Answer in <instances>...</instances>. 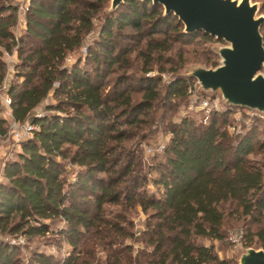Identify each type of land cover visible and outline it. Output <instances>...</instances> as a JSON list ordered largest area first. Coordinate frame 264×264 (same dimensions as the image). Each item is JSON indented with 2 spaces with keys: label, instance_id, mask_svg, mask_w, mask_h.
Masks as SVG:
<instances>
[{
  "label": "trees",
  "instance_id": "obj_1",
  "mask_svg": "<svg viewBox=\"0 0 264 264\" xmlns=\"http://www.w3.org/2000/svg\"><path fill=\"white\" fill-rule=\"evenodd\" d=\"M107 1L30 0L27 34L20 38L11 30L17 20L16 5L0 0V85L6 73L3 52H12L15 45L21 59L18 74L23 76L22 82L7 90L13 117L27 119L51 91L57 99L46 106L51 112L33 118L38 128L21 142L16 158L2 165L0 264H20L19 238L31 240L48 233L62 235L71 251L62 258L34 251L37 264H89V258L95 257V244L107 247L106 264H135L129 244L116 247L119 238L133 234L126 226L130 224L126 211L135 206L153 211L145 228L153 245L147 264H231L194 237L222 238L226 216L222 205L229 203L261 223L255 230L248 228L246 245H263L264 116L255 114L259 123L235 135L226 127L234 108L214 110L213 118L204 123L183 116L170 128L161 152L150 158L155 161L158 153L163 156L155 164L148 162L147 168L158 171L149 175L137 152L148 136L144 128L158 119L154 111L159 106L160 77L144 74L150 69L146 65L153 59L151 53L166 51L175 42L192 41L198 34L211 36L202 31L183 32L176 16L163 15L162 6L151 0H124L105 16L95 40L103 47L107 70L119 60L111 47L115 27L127 25L148 36H163L147 42L144 73L136 81L128 82L129 75L122 72L105 90L98 65L91 72L79 62L68 68L63 61L82 45ZM94 49L88 47V56L97 59ZM205 58L210 65L216 63L208 53ZM191 79L179 75L171 79L165 86L167 100L184 98ZM135 84L142 91L139 100L129 90ZM4 123L0 120V135L5 132ZM254 151L261 159L249 157ZM65 160L81 166L74 180L64 174ZM149 183L156 189L147 188ZM107 203L118 204L120 211L106 216ZM55 220L65 225L54 232L51 223ZM84 232L89 236L80 247Z\"/></svg>",
  "mask_w": 264,
  "mask_h": 264
},
{
  "label": "rangeland",
  "instance_id": "obj_2",
  "mask_svg": "<svg viewBox=\"0 0 264 264\" xmlns=\"http://www.w3.org/2000/svg\"><path fill=\"white\" fill-rule=\"evenodd\" d=\"M258 2L260 7L259 13L264 14V0H252ZM17 7L16 11V22L11 27L14 35L16 37H24L27 33L26 25V11L29 5L30 0H7ZM110 0L106 2V5L99 10L93 19V29L83 37L82 45L75 51L68 53L67 57L63 61V66L70 68L73 64H78L80 66L86 67L91 72L94 71L95 66H99L100 71L103 73L102 80L104 82L105 90H110L112 82L115 80V77L125 72L129 76L127 78L129 81H136V77L144 71L142 67L145 63V58L148 52L146 47L147 42L153 37H162L163 34H155L153 36H148L142 31H138L135 28H131L127 25L123 27H115L113 30L112 37V49L113 54L118 55L119 60L111 64V69L107 70L108 65L106 62V55L103 54V47L95 42L98 40L100 29L104 22L105 16L109 13ZM163 9V8H162ZM264 27V23L262 25ZM262 27V28H263ZM179 29H183V25H178ZM262 30V29H261ZM264 32V29H263ZM261 31L264 39V34ZM226 44L224 40H218L214 37L205 38L203 35L198 34L197 37L193 38L189 42H175L173 47L166 51H152V57L150 63L146 66L150 69L145 71V75H153L160 77L158 83V89L160 92L154 115L157 116V120L153 125H149L144 128L146 134H148L146 139L141 140L140 153L137 152V158L141 159L142 166L144 170L149 173V175H157L158 171L155 169L147 168L148 162L155 164L163 156L158 153L160 156L156 158L155 161H151V157L156 152H161L163 145L168 142L170 136V128L181 120L185 115L192 116L197 123L208 122L213 118L214 110H223L225 107L219 101L218 93L206 92L203 94H198L196 90L190 92L187 89V94L185 97L180 98L174 97L167 100L165 97V86L166 84L176 76L186 74L192 66L195 65H206L210 66L206 62L207 53L211 57L215 58V61L218 62L219 55L216 53V49ZM92 46L95 48L94 52L97 54V59L88 56V47ZM17 45L13 47L12 52H3V57L5 60L6 73L3 82L7 84V88L13 83L22 82L23 76L18 74L20 70L19 64L21 59L17 54ZM127 49V50H126ZM125 53L123 54V51ZM210 52V53H209ZM10 55H12L10 57ZM189 78V77H188ZM191 85L194 87L195 79H191ZM57 85V82L55 86ZM188 86V87H189ZM140 87L133 86L129 88L130 92L133 95L134 100H139L142 91H138ZM210 94V95H209ZM203 99L209 100V107H199ZM57 99L51 91L45 99H43L29 114L27 118L33 119L36 115L46 114L51 112V110L46 109L47 104L56 102ZM69 107V106H67ZM73 111V110H71ZM165 115L164 119H161V115ZM258 113L252 112L246 108H234L229 117V122L226 124L229 132L233 135L237 134V130L244 131L250 127L254 122H258L255 119L254 115ZM122 127L126 128L127 125ZM261 128V127H260ZM132 130H135L133 128ZM150 133V135H149ZM263 134V131L261 133ZM138 138V137H137ZM133 140H136L133 139ZM135 143H133L134 146ZM21 144L15 142L12 137L4 136L0 138V155H5L4 159L0 157V173L3 163L6 159L16 158V152L20 150ZM250 158L261 159V154L257 151L252 152L249 155ZM163 159V158H162ZM161 159V160H162ZM64 165V174L67 180H74L76 173L80 170L81 166L74 165L69 163L67 160L63 161ZM151 190H155L156 187L149 183L148 187ZM226 216L223 223V237L222 238H211L206 236L196 235L194 241L197 243L211 245L214 252L219 259H225L231 264H237L239 256L242 252L245 251L247 247H254L256 249L263 248V245L252 244L251 246L246 245L247 231L255 230L261 223L254 221L252 217L248 215L241 214L234 207L229 205V203H224L222 205ZM106 216H112L114 212L120 211L121 207L118 204L107 203L104 205ZM153 212L152 209L144 211L139 206H135L133 209L126 211V218L130 221V224L126 226L132 230L133 234L127 236L123 239L119 238V243L116 244V247L123 245H130V255L132 262L135 264H147L149 259L153 255L149 253L153 250V245L149 242V236L145 233L146 223L148 220L147 216ZM262 217V221H263ZM152 222L154 219H151ZM261 221V222H262ZM52 229L54 232L65 225V222L62 220H55L51 223ZM89 236L88 232H84L80 236V247L82 243ZM19 261L20 264H37L33 259L34 251H41L50 253L55 258L65 257L69 251H71V245L62 235L56 233H48L46 235H39L34 237L31 240H26L24 238H19ZM95 246V257L89 258V264H106V258L108 254L107 247H102L100 245ZM170 264H177L176 262H170ZM210 264H216L211 262Z\"/></svg>",
  "mask_w": 264,
  "mask_h": 264
},
{
  "label": "water",
  "instance_id": "obj_3",
  "mask_svg": "<svg viewBox=\"0 0 264 264\" xmlns=\"http://www.w3.org/2000/svg\"><path fill=\"white\" fill-rule=\"evenodd\" d=\"M182 23V31H202L226 44L214 65L192 66L182 77L195 79L198 94L217 92L225 108H246L264 116V14L252 0H151ZM124 0H110L109 12ZM209 94V95H210ZM4 159L5 155H0ZM237 264H264V249L247 247Z\"/></svg>",
  "mask_w": 264,
  "mask_h": 264
},
{
  "label": "built area",
  "instance_id": "obj_4",
  "mask_svg": "<svg viewBox=\"0 0 264 264\" xmlns=\"http://www.w3.org/2000/svg\"><path fill=\"white\" fill-rule=\"evenodd\" d=\"M12 55H10L11 57ZM7 84L3 82L0 85V120H5V132L0 135L2 139L4 136L12 137V139L21 144L22 141L31 137L34 130L38 128L37 124L33 123V119L27 118L24 121L17 120L13 117L11 111V96L8 94ZM195 87L189 86V91L192 92ZM199 107L208 108L209 100L203 99ZM238 108V107H237ZM38 115H41L40 113ZM260 115V114H259ZM37 116V115H36ZM241 132L240 130H237Z\"/></svg>",
  "mask_w": 264,
  "mask_h": 264
},
{
  "label": "crops",
  "instance_id": "obj_5",
  "mask_svg": "<svg viewBox=\"0 0 264 264\" xmlns=\"http://www.w3.org/2000/svg\"><path fill=\"white\" fill-rule=\"evenodd\" d=\"M1 174V173H0Z\"/></svg>",
  "mask_w": 264,
  "mask_h": 264
}]
</instances>
